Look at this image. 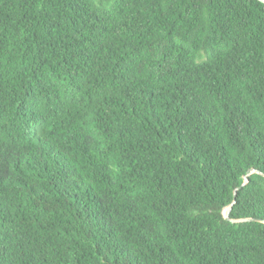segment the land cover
<instances>
[{"label":"trees","instance_id":"1","mask_svg":"<svg viewBox=\"0 0 264 264\" xmlns=\"http://www.w3.org/2000/svg\"><path fill=\"white\" fill-rule=\"evenodd\" d=\"M0 264H264V0H0Z\"/></svg>","mask_w":264,"mask_h":264},{"label":"water","instance_id":"2","mask_svg":"<svg viewBox=\"0 0 264 264\" xmlns=\"http://www.w3.org/2000/svg\"><path fill=\"white\" fill-rule=\"evenodd\" d=\"M252 172H258V171H257V170H254V169H249V170L247 171V174L244 176V179H243L242 184L234 190V197L236 196V193H237L236 191H237L239 188H241V187L247 182V180H248L247 176H248L250 173H252ZM232 203H234V200H233ZM232 203H231L230 205H228L227 207H225V208L223 209V211H222L225 219L230 220V221H232V222H234V223H239V222L249 221V220H252V219H253V218H230V217H229V213H230V211H231Z\"/></svg>","mask_w":264,"mask_h":264}]
</instances>
